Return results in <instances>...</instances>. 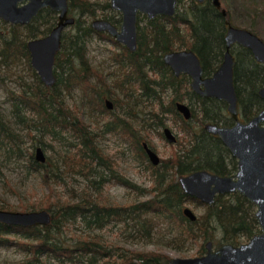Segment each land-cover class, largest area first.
<instances>
[{
	"label": "trees",
	"instance_id": "1",
	"mask_svg": "<svg viewBox=\"0 0 264 264\" xmlns=\"http://www.w3.org/2000/svg\"><path fill=\"white\" fill-rule=\"evenodd\" d=\"M181 1L177 0V11L171 17L160 15L147 20L139 16L142 22L138 25L137 48L129 52L122 44L114 42L107 32L93 29L85 19L101 11L103 17L115 23L117 17L105 11L110 9L107 0H69L68 11L75 19L62 32L61 48L55 55L53 65L55 82L51 87L44 85L31 68L25 42L28 37L45 34L55 24L56 12L44 8L33 22L24 26L9 24L8 32H0V63H6L9 56L24 57L27 68L36 79L33 86L19 83L18 92L8 93L10 113L26 125L30 130L29 135L36 140L21 148L15 142L17 135L11 125L0 119V133L7 140V143L1 140L0 143L9 153L16 144L15 155L19 159V166L28 173L40 174L44 182L59 176V166L62 164L71 167L69 175L80 174L85 181V185H82L84 191L71 195L74 200L57 202L58 206L54 201L47 200L45 205L39 206L51 212L50 223L46 225L24 227L0 222V245L17 244L25 254L19 264H169V256L161 251L123 248L106 242L98 233L90 232L118 221L126 225L131 223L134 231L149 230L158 219L171 222L175 228L174 240L202 241L198 254L203 253L206 239H211L213 243L226 240L236 244L239 236L248 238L258 231L253 205L238 192L218 195L212 206H205L195 220L190 221L182 212L184 202L198 204V201L182 193L175 175L200 167L220 174L233 171L235 160L229 157L217 137L206 133L200 126H184L181 131L187 142L175 155L161 159L162 170L147 161L142 147V141L150 130L162 135L158 128L164 125L165 114L173 116L176 113L173 101L191 94L186 79L180 82L181 86L175 82L174 74L162 61V54L172 48L190 47L199 55L204 71L209 72L223 52L225 19L234 20L232 3L238 2L243 6L244 12L250 15L248 23L244 25L254 31L259 30L256 19L264 17V3L259 0H221L224 15L209 1L198 4L192 0L187 5ZM97 35L109 37L120 48L113 56L121 69V76L114 85L121 90L125 99L113 97L110 90L107 91L105 76L89 65L87 41ZM244 51L247 61L242 67L237 64L235 69L238 100L243 107L245 104H256V108H259L261 101L256 89L264 82V69L248 50ZM91 76L96 77L95 81ZM242 85L247 89H242ZM74 86L81 88L91 110L107 117V121L96 130L85 124L77 111L65 105L64 97ZM165 89H169L171 95L167 102L162 101L160 96V91ZM195 97L201 110V121H229L223 104L216 100L210 102L198 95ZM107 99L112 101V108L106 107ZM141 105L143 107L139 109ZM135 113L142 116L140 121L133 116ZM245 114L249 115L247 112ZM145 116L150 118V122L154 119V127L145 121ZM136 121L141 127H135ZM109 131L124 139L139 162L147 163L151 174L150 187H140L113 172L112 164L107 163L108 155L98 143L99 136ZM43 137L67 145L60 155L63 157L60 164L50 163L48 156L44 162L35 157L36 147L40 146L43 150L47 145ZM105 173L138 194L148 192L151 197L124 205L103 203L102 186L110 178ZM35 207L26 203L19 205L21 210ZM0 208L12 209L7 203ZM76 220L82 222L85 230L80 235L66 236L65 229L69 230V224ZM15 236H19L20 241L14 239Z\"/></svg>",
	"mask_w": 264,
	"mask_h": 264
},
{
	"label": "water",
	"instance_id": "2",
	"mask_svg": "<svg viewBox=\"0 0 264 264\" xmlns=\"http://www.w3.org/2000/svg\"><path fill=\"white\" fill-rule=\"evenodd\" d=\"M0 0V19L16 25L29 22L38 10L45 7L58 13L56 24L44 36L31 38L26 46L29 50L30 63L35 69L38 78L44 85L51 87L55 82L53 63L55 54L60 49L62 31L73 23L74 17L68 15V0ZM203 2V0H198ZM213 5L221 7L219 0H211ZM176 0H110V7L117 9L120 23L115 26L107 19L93 18L90 25L96 31L108 32L115 41L122 43L127 50L136 48L137 12H143L147 18L159 14L171 16L175 12ZM224 14V9L221 8ZM225 52L222 62L212 75L202 77L201 67L197 56L192 50H177L163 55V61L178 74L188 72L191 75L193 90L203 95H212L224 99L227 109L236 116V92L232 81V66L234 59L229 46L237 42L251 50L254 58L264 64V40L250 30L240 26H233L226 19ZM202 84V87H201ZM259 94L264 98V86ZM106 107H111V100H106ZM177 106L187 114V107L180 103ZM264 107L258 114L246 123L236 121L231 127L206 124L208 131L217 134L238 157V169L233 176H219L204 169L191 171L187 175H179L177 183L185 194L194 196L200 201L211 204L216 192L237 190L250 202L255 204L254 216L259 230L245 242L233 244L225 241L212 247L210 240L205 243V251L193 257L170 256L169 264H264ZM169 135V129L165 128ZM174 139V137H169ZM149 160L154 164L158 160L157 153L152 151L146 142H143ZM35 157L44 162L45 155L40 146L35 149ZM183 213L190 219H195L191 208L184 207ZM51 212L43 208L36 210H16L0 208V222L21 226H35L36 224L50 223Z\"/></svg>",
	"mask_w": 264,
	"mask_h": 264
},
{
	"label": "rangeland",
	"instance_id": "3",
	"mask_svg": "<svg viewBox=\"0 0 264 264\" xmlns=\"http://www.w3.org/2000/svg\"><path fill=\"white\" fill-rule=\"evenodd\" d=\"M259 1L264 3V0ZM231 8L235 13H233V23L236 26L246 27L247 25L244 24L248 23L250 15L244 12L245 9L243 6L236 2V4L232 3ZM96 16H101L100 12H98ZM85 19L90 22L91 17L87 16ZM256 21L257 27L259 28L256 32L264 39V17H261V19L257 18ZM2 22H0V32H8L9 23L3 22L2 24ZM18 30V32H20V28H18ZM119 50V46L113 43L111 39L97 35L88 39L86 55L89 65L105 76L106 86L108 87L107 91L110 90L109 92L113 97L125 99L121 90L114 85L121 76L119 64L113 58L115 55L114 52ZM91 77L92 80L95 81L96 77ZM35 80L32 71L30 68H27L24 57L19 55L16 57L9 56L6 63H0V119L7 121V125H11L15 135H17L15 142L21 146V148L28 146L30 142L36 139L29 135L30 130H27L26 125L21 120L19 121L17 117H13V114L10 113L8 93L11 91L18 92L19 83L33 86V84L36 83ZM160 96L162 101H167L166 99L170 97V90L165 89L160 91ZM64 98L66 100L65 105L73 111H77L82 121L91 128L96 130L99 125L101 127V125L107 121L106 116L102 117L100 114H97L96 111L90 109V104H88L87 99L83 97L82 90L78 86H74L73 90L69 94H66ZM142 107V105L139 106V109ZM115 109L119 112L117 108ZM135 111L137 112L138 109H135ZM133 116L136 118L139 114L135 113ZM165 117L164 123L172 129L173 133L177 136L178 142L170 143L156 133L151 132L148 141L154 151H157L161 159L175 155L178 149L184 144L183 136L178 133V129L175 128V125L172 123L171 117L168 116L167 113ZM144 118L147 117L145 116ZM146 121L150 122V118L146 119ZM134 125L138 128L137 121ZM158 129L162 130L161 127ZM143 132L145 131L143 130ZM2 135L3 134L0 133L1 142L7 143V140L5 137H2ZM42 139L45 143L47 142V145L45 144L46 147H43V154L50 157V163L60 164V158H63L60 155L62 152H65L67 145L64 146L59 144L56 140L50 141L45 137ZM98 143L103 152L108 155L107 163L110 165L112 164L111 168L115 174L124 177L131 183L140 187H150L151 174H149L147 163L138 161L134 152L128 149V145L124 142V139L109 131L99 136ZM15 145L16 144H13V151L9 153L0 143V206L7 203L12 209L21 210L19 209V205L26 203L29 206L34 205L36 207L34 209H24L21 211L36 210L41 208L39 206L45 205L47 200L54 201V204L58 206L59 203L57 202L63 203L68 200H74L71 197L72 194L79 195L84 191L83 189L85 187L82 185H85V181L80 177V174L69 175L68 170L71 167L68 166V164L60 165L59 176L50 178V180L45 182L41 179L40 174L28 173L26 169L19 166V159L15 155ZM106 173L105 176L110 178L109 181L105 182L102 186V193L105 201H102L103 203L108 205H124L151 197L148 192H145V194H138L135 190H132L124 184L122 185ZM186 205H189L196 215L203 211L202 205L195 206L192 203ZM132 229L131 223L126 225V223L123 224L121 221H118L114 224L104 226L103 229H92L89 231L91 234H100L106 242L112 245L129 248L135 251H161L169 257H193V255H199L197 254L198 246L202 241L200 239L196 242L194 240H174L175 228L172 226L171 222L167 223L163 219H158L152 223V228L149 230L141 229L139 231H134ZM83 230L85 229L82 222L76 220L74 223L69 224V230L65 229L64 234L66 236H70V234L80 235ZM12 236L13 235H11V237ZM14 239L20 241L19 236H15ZM238 240L239 242H244L247 241V238L239 236ZM23 257H25V254L17 244L0 245V264H19V261Z\"/></svg>",
	"mask_w": 264,
	"mask_h": 264
},
{
	"label": "flooded vegetation",
	"instance_id": "4",
	"mask_svg": "<svg viewBox=\"0 0 264 264\" xmlns=\"http://www.w3.org/2000/svg\"><path fill=\"white\" fill-rule=\"evenodd\" d=\"M104 0H101V2H103ZM108 1V5H109V10H106L105 9V11L106 12H109L110 14H113L115 17H117V21L114 23V22H112V21H110L107 17H103V14L101 15V11H99L100 12V15L101 16H99L100 18H105V19H107L108 21H110L112 24H114L115 26H118L119 25V23H120V16H121V14H120V12L117 10V9H113V8H111L110 7V0H107ZM189 1H192V0H182L181 2H182V4H184V5H187V2H189ZM194 2H196V3H198V4H202L204 1H209L211 4H212V2H211V0H203V2H199L198 0H193ZM23 2H25V0H23V1H21V2H19V3H23ZM68 2H69V0H68ZM219 3H220V5H221V7L220 8H218L216 5V7L219 9V10H221V8L222 9H224V14H225V8H224V4H222V1L221 0H219ZM213 5V4H212ZM175 12H174V14L176 13V11H177V8H178V6H177V0H176V4H175ZM45 7H43V8H41V9H39L38 10V12H37V14L34 16V17H32V19L29 21V22H27V23H22V24H18V25H27V24H29V23H31V22H33V20L38 16V14H39V12L42 10V9H44ZM48 9V8H47ZM49 9H51V8H49ZM52 10V9H51ZM232 10V9H231ZM54 11V10H53ZM54 12H56V11H54ZM233 13H234V11H233ZM98 14V13H97ZM174 14H172L171 16H173ZM223 14V15H224ZM235 14V13H234ZM68 15L69 16H73L74 17V15L71 13L70 14V11H68ZM160 15H163V16H166V17H171V16H169V15H165V14H159V15H157V16H160ZM57 16H58V13L56 12V20H57ZM139 16H143L145 19H147V20H152V19H154L155 17H157V16H154L153 18H147V16H146V14L145 13H143V12H137V17H136V19H137V22H136V30H137V36H136V41H137V37H138V25H139V23L141 24V20H139L138 18H139ZM96 17H98V16H93V18H96ZM98 17V18H99ZM93 18H91V20H93ZM74 19H75V17H74ZM226 19H227V21L230 23V24H232L233 26H236L234 23H233V21H230L229 19H228V17H226ZM226 19H225V26H226ZM1 20V19H0ZM56 20H55V22H56ZM91 20H90V22H91ZM2 21V20H1ZM74 21V20H73ZM4 22V21H3ZM5 22H7V21H5ZM54 22V23H55ZM9 23V22H8ZM74 23V22H73ZM73 23H71V24H73ZM9 24H11V23H9ZM17 24V23H16ZM56 24V23H55ZM54 24V25H55ZM11 25H14V24H11ZM54 25H52L50 28H49V30L45 33V34H47L49 31H50V29L54 26ZM69 26H71V25H67L64 29H63V31L66 29V28H68ZM238 26V25H237ZM236 26V27H237ZM240 27H243V26H240ZM243 28H246L247 30H250V31H252L253 33H255L257 36H259L258 34H257V32L256 31H254L253 29H251L250 27H248V26H246V27H243ZM226 30H227V26H226V28H225V31H224V34H223V40H224V43H223V52H222V54H221V56H220V58H219V61L217 62V64L216 65H214L215 67L213 68V69H211L209 72L208 71H204V69H203V64H202V62L200 61V58H199V55L197 54V52L195 51V50H192L190 47H187V46H183V47H180V48H172L171 50H168V51H166V52H164L163 54H162V61H163V55L165 54V53H167V52H172V51H177V50H183V49H186V50H192L193 51V53H195V55L197 56V60L199 61V64H200V67H201V72H202V77L204 78V77H207V76H210V75H212V73L214 72V70L215 69H217V67H218V65L222 62V57H223V55H224V52H225V38H224V36H225V34H226ZM62 31V32H63ZM106 32V31H105ZM108 33V32H107ZM45 34H42V35H39V36H44ZM62 34V33H61ZM109 34V33H108ZM63 35V34H62ZM110 35V34H109ZM39 36H35V37H28V39L26 40V42H25V46H26V44H27V42H28V40L29 39H31V38H37V37H39ZM259 37H261V36H259ZM105 38V37H104ZM107 38H109V37H107ZM262 38V37H261ZM61 39H62V36H61ZM110 39V38H109ZM112 39H113V41L114 42H117V43H120V42H118V41H115L114 40V37H112ZM263 39V38H262ZM264 40V39H263ZM120 44H122V43H120ZM137 44H138V41H137V43H136V48H137ZM60 45H61V43H60ZM123 45V44H122ZM124 46V45H123ZM125 47V46H124ZM61 48V47H60ZM126 48V47H125ZM136 48H135V50H136ZM244 49H246V50H248L249 51V53H251V56H252V58H254V56H253V54H252V52H251V50H249L248 48H246V47H244V46H242L241 44H239V43H237L236 41L235 42H233V43H231L230 44V46H229V51H230V53H231V56H232V58L234 59V64H233V66H232V70H233V74H232V81H233V86H234V92H236V116L235 117H233V115H231V113L228 111V109H227V102L224 100V99H221V98H217L216 96H212V95H203V94H200L199 92H197V91H195V90H193V88H192V85H191V75L188 73V72H179L178 74H176V73H174V71H172V69L169 67V65L166 63V62H164L168 67H169V69H170V72L172 73V74H174V76H175V82L177 83V84H179V86H181V84H180V82H182L183 80H187V86H188V88H189V90H190V92H191V94H189L188 96H185L184 98H182V99H176V100H174L173 101V106H175V110H176V113L172 116L170 113H167V115L168 116H170L171 117V119H172V123L175 125V128H177L178 129V133L180 134V135H182L183 136V139H184V144H185V142H187L186 140V138L184 137V134H183V132L181 131L182 129H183V127L185 126V127H189V126H192V127H195V128H198V126H200L206 133H208V134H211V135H213L214 137H217L218 139H219V141H220V143H222V145H223V148H225L226 149V152H227V154L229 155V157L230 158H233L234 160H235V166H234V168H233V171H231V172H228V173H222V174H220V173H218V172H216V171H210V170H208V169H206V168H196V169H191V170H189L187 173H179L178 175H175L174 177H175V180H176V182H177V178H178V176L179 175H187V174H189L191 171H195V170H200V169H204V170H206V171H208V172H212V173H215V174H217V175H219V176H222V175H225V176H233V174H235L236 172H237V169H238V157L233 153V151L227 146V144H225V142L223 141V139L221 138V137H219L217 134H215V133H213V132H211V131H208L207 130V128L205 127V125L206 124H209V123H214V124H216V125H218V126H220V125H224V126H229V127H231V125H233L236 121H238V122H240V123H246L248 120H250L251 118H253V116L254 115H256V114H258V112L259 111H261L262 109H263V107H264V98L262 99V97L260 96V94H259V89L260 88H262V86H264V82L262 83V85H260L257 89H256V93H257V96H258V98L260 99V101H261V107H259V108H256V104H251V105H249V104H245L244 105V107H243V104L242 103H239V100H238V92H237V90H236V88H237V83H236V71L237 70H235L236 69V67H237V64H239V67L241 66H243L245 63H246V59H245V51H244ZM26 50H27V53H28V57H29V50L27 49V46H26ZM60 50V49H59ZM58 50V51H59ZM126 50H127V48H126ZM134 50V51H135ZM57 51V52H58ZM127 51H129V50H127ZM129 52H133V51H129ZM57 54V53H56ZM55 54V55H56ZM55 58H56V56H55ZM254 60L258 63V64H260V65H262V67H263V69H264V64L262 63V62H259L258 60H256V58H254ZM54 62H55V60H54ZM29 63H30V57H29ZM53 65H54V63H53ZM30 66H31V63H30ZM31 68H32V66H31ZM34 69V68H33ZM35 70V69H34ZM36 72V71H35ZM53 72H54V68H53ZM37 74V73H36ZM238 76H239V74H238ZM39 79V78H38ZM41 81V80H40ZM183 84V83H182ZM182 87H184V84L182 85ZM201 87H202V84H201ZM242 89H247V87L246 86H243L242 85ZM244 91V90H243ZM247 92V91H246ZM196 95H198V96H201L202 98H204V99H206V100H208V101H210V102H212L213 100H216V101H218V103L219 104H223V106H224V109H225V113H226V115H228V118H229V121L228 122H224V121H222V120H216V119H209V120H204V121H201V110H200V108H199V106L196 104V102H197V100H196ZM171 96V95H170ZM169 99V98H168ZM168 99H166V100H168ZM212 99V100H211ZM165 102H167V101H165ZM177 103H180V104H182L183 106H185V107H187V114L185 115V113L177 106ZM111 104H112V101H111ZM163 104H164V102H163ZM216 105V104H215ZM112 106L113 105H111V107L110 108H112ZM216 109L218 108L217 106L215 107ZM216 109H215V112L214 113H216ZM243 111H245V112H247V113H249V115H246L245 114V112L243 113ZM164 118L166 119V117L164 116ZM136 119H138L139 121L142 119L140 116H138V117H136ZM146 119L147 118H145V121H146ZM168 119H170V118H168ZM139 121H137V126L139 127V125H138V122ZM165 122V121H164ZM152 124H151V126L152 127H154V125H155V122H154V119H153V122H151ZM183 123L185 124V125H183ZM259 124H261L262 126H264V121H260L259 122ZM165 128H167V129H169V131H170V133H169V135L165 132ZM161 131H162V135L160 136L159 134H157L155 131L156 130H150V132H149V134L147 135V138L146 139H143V141H142V147H143V149H144V152H145V148H144V146H143V142H146V145L152 150V151H154V149L151 147V145H150V142L148 141V138H149V135H150V133L151 132H153V133H156L158 136H160V137H162V138H164V140H167L168 142H170V143H176V142H178V139H177V136L173 133V131H172V129L168 126V125H166L165 123H164V125L161 127ZM174 137V139H170L169 137ZM180 149V148H179ZM179 149H178V151H179ZM177 151V152H178ZM154 152H156L157 153V151H154ZM146 153V156H147V161L149 162V163H151V165L152 166H157V167H159V169L160 170H162V163H161V158L159 157V155H158V153H157V156H158V160H157V162L154 164L153 162H151L150 160H149V157H148V154H147V152H145ZM172 156V155H171ZM171 156H168V157H171ZM163 159H166V158H163ZM179 186H180V184H179ZM180 189H181V187H180ZM182 191V190H181ZM234 192H238L237 190H234V191H225V192H223V193H218V192H216L215 193V195H214V200L212 201V203L211 204H207V203H205V202H203V201H200V200H198L197 198H195L194 196V198L198 201L197 203L198 204H195L194 202H184L183 203V207H182V209L184 208V207H189V205H186V204H190V203H192L193 205H195V206H203V210H204V208H205V206H212V204L214 203V201H215V199H216V197L218 196V195H228V194H230V193H234ZM183 193V192H182ZM240 195H242L240 192H238ZM183 194H185V193H183ZM186 195H188V196H192V195H189V194H186ZM243 196V195H242ZM244 197V196H243ZM246 200H247V198L246 197H244ZM248 202H250L249 200H247ZM252 205H253V213H254V210H255V204L253 203V202H250ZM189 208H191V207H189ZM191 210H192V208H191ZM193 211V210H192ZM183 212V211H182ZM203 212V211H202ZM193 213H194V211H193ZM184 214V213H183ZM201 214V213H200ZM200 214H198V215H200ZM255 214V213H254ZM194 215L196 216L195 217V219L198 217V215H196L195 213H194ZM184 216H186L185 214H184ZM190 221L191 220H195V219H190L188 216H186ZM254 218H255V216H254ZM255 221H256V219H255ZM256 224H257V222H256ZM258 230H259V224H258ZM258 231H256V232H254V233H257ZM253 233V234H254ZM253 234H251L249 237H251ZM249 237L247 238V240L249 239ZM208 240H210L211 242H212V247L214 248V246H216L217 244H219V243H221V242H225V241H220V242H214L213 243V241L211 240V239H206L204 242H203V247H204V251H205V243H206V241H208ZM228 242H230V241H228ZM245 242V241H244ZM232 243V242H231ZM237 243H240V242H237ZM234 244V243H233ZM204 251H203V253H204ZM203 253H201V254H203ZM198 254V253H197ZM201 254H199V255H201ZM170 258V257H169Z\"/></svg>",
	"mask_w": 264,
	"mask_h": 264
}]
</instances>
